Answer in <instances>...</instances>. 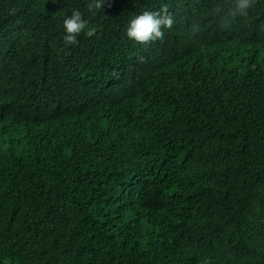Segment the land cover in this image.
I'll return each instance as SVG.
<instances>
[{
	"label": "trees",
	"instance_id": "obj_1",
	"mask_svg": "<svg viewBox=\"0 0 264 264\" xmlns=\"http://www.w3.org/2000/svg\"><path fill=\"white\" fill-rule=\"evenodd\" d=\"M90 3L0 0V264H264V0Z\"/></svg>",
	"mask_w": 264,
	"mask_h": 264
},
{
	"label": "clouds",
	"instance_id": "obj_2",
	"mask_svg": "<svg viewBox=\"0 0 264 264\" xmlns=\"http://www.w3.org/2000/svg\"><path fill=\"white\" fill-rule=\"evenodd\" d=\"M254 0H241L239 5L241 14L246 15L243 11L251 6ZM102 0H94V3L88 5L89 10L102 8ZM88 22L83 18L82 13L78 10L73 11L71 17L64 20L65 35L63 37L66 45L78 43L77 37L87 27ZM174 20L166 6H162L158 11H143L141 14L134 16L127 27V36L139 44H148L157 39L163 40V28L171 29ZM91 37L96 35L95 29L88 30L85 33Z\"/></svg>",
	"mask_w": 264,
	"mask_h": 264
}]
</instances>
